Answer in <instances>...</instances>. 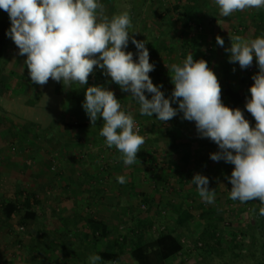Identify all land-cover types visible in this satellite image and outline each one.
<instances>
[{
    "label": "rangeland",
    "instance_id": "1",
    "mask_svg": "<svg viewBox=\"0 0 264 264\" xmlns=\"http://www.w3.org/2000/svg\"><path fill=\"white\" fill-rule=\"evenodd\" d=\"M140 1L101 0L108 17L129 13V31L136 40L146 42L149 62L155 65L149 76L155 85H163L165 98L174 89L171 66L182 63L190 53L194 60L206 54L220 85L221 76L226 82H239L237 89L245 97L242 111L254 127L256 121L245 104L254 83L251 77L259 71L255 57L251 66L241 69L238 62H229L226 49L231 47L230 37L239 35L250 41L264 34V7L254 30L250 8L224 17L214 0ZM169 13L171 23L165 28L163 18ZM7 18L10 22L8 13ZM217 36L223 38V46L216 43ZM127 49L137 51L131 36ZM18 53L11 40L0 84L4 110L0 111V201L32 194L38 201L34 207L37 221L30 232L16 230L3 264H88L91 254L102 258L98 264H137L129 252L118 260L102 255L108 239L112 242L129 235L153 240L168 231L181 236L185 247L166 264H264V216L253 209L257 200L241 204L229 198L232 185L227 177L234 165L210 159L219 148L199 136L195 122L182 119V113L165 123L156 120L155 114L140 115L131 94L122 92L110 78L101 86L114 92L121 110L133 115L135 131L144 138L136 161L125 165L116 148L107 147L100 136L103 121L97 130L64 128L73 121L71 92L79 83H70L66 96L58 100L46 91V84L31 81L24 65L26 55ZM34 97L44 116L39 110L34 112L37 122L43 118L38 130L29 126L31 118L25 107ZM13 111L24 119L10 116ZM191 149L205 160L193 156L184 161ZM197 173L209 178V188L215 191L212 204L203 201L190 182ZM118 176H124L126 183H118ZM181 209L192 216L184 225L177 224ZM89 218L111 226L114 233L107 239L96 234L92 240ZM214 233L221 236V244L213 239Z\"/></svg>",
    "mask_w": 264,
    "mask_h": 264
},
{
    "label": "clouds",
    "instance_id": "2",
    "mask_svg": "<svg viewBox=\"0 0 264 264\" xmlns=\"http://www.w3.org/2000/svg\"><path fill=\"white\" fill-rule=\"evenodd\" d=\"M220 15L227 17L234 11L264 7V0H214ZM0 9L8 13L9 37L25 56L24 65L31 81L44 85L51 78L63 85H88L94 66L116 83L122 92L139 105V114L167 122L182 113V119L195 122L201 138H208L219 148L210 159L234 165L229 198L241 204L259 200L260 215L264 216V34L252 40L241 36L230 37L231 47L226 49L229 62H238L241 69L252 65L255 57L258 73L251 79L250 98L245 109L256 124L240 108L225 106L221 99V85L214 71L204 59L194 60L190 53L180 64L171 66L174 89L169 98L149 76L155 65L149 62L145 41H138L129 29L131 17L127 11L104 15L101 0H0ZM131 43L134 53L126 51ZM216 43L224 45L222 37ZM235 71V69H233ZM151 94L149 99L145 93ZM82 108L94 125L103 121L100 136L107 147H115L125 165L137 159L144 138L135 131L131 113L121 110L113 91L103 86H88L84 92ZM177 104L174 108L172 105ZM117 182L126 183L124 176ZM200 198L212 204L215 191L209 188V178L195 174L190 181ZM101 257L91 254L88 264H98Z\"/></svg>",
    "mask_w": 264,
    "mask_h": 264
},
{
    "label": "trees",
    "instance_id": "3",
    "mask_svg": "<svg viewBox=\"0 0 264 264\" xmlns=\"http://www.w3.org/2000/svg\"><path fill=\"white\" fill-rule=\"evenodd\" d=\"M142 1V0H141ZM140 1V2H141ZM143 0L142 2H144ZM264 15L262 13L261 17ZM172 15L169 13V16L163 18L164 27H168L171 23ZM191 25V23H190ZM10 22L7 18V12L3 9H0V84L2 83L3 77L6 73L7 68V52L10 46L11 39L6 36V30L10 28ZM126 51H131L134 53V60L137 59L135 53L131 49H126ZM205 53V52H204ZM204 59L208 62L210 68V59L208 55L201 54L198 56V59ZM110 80V77H106L103 74V70L96 67V71L89 76L88 85L77 84L73 91L71 92L70 100V114L73 119L71 123H65L64 128L68 131H80L86 129L97 130L100 128L99 123L102 121L98 118L97 122L94 125H91L90 119L82 108V103L84 102V92L88 86H101ZM221 83V99L225 106H228L232 109L240 108L243 109V104L245 102V97L242 93L235 91L232 83L226 82L224 78H220ZM69 84H62L60 82L53 81L49 78V81L46 83V91L52 95V97L60 100L67 94ZM27 108V114L31 118L29 125L33 129H37L40 125V121L44 118L42 115V110L39 109V102L36 97L27 100L25 103ZM41 112L43 117L39 122H37L38 116L34 115V112ZM0 111H4L0 107ZM4 114H6L4 112ZM18 113L13 111L9 113L10 116L16 117L20 120L24 119L23 117L17 116ZM95 127V128H93ZM25 129V127L22 126ZM38 130V129H37ZM213 142V141H212ZM193 156L198 157V160L203 162L206 157H200L198 151L191 149L185 153L183 157L184 161H188ZM207 176V174L205 173ZM35 204H38L37 199L32 194L20 193V195L14 196L11 199H2L0 201V213L5 216L7 222L15 221L13 228H23L30 232L33 228V225L37 221V214L34 211ZM261 207V202L257 200V207L253 209L259 213ZM258 214H256L257 216ZM258 218V217H257ZM192 219V216L188 210L181 209L178 214L177 224L184 225ZM259 221H262L258 218ZM89 226L93 229L92 240H95L96 234H98L102 239L109 238L114 233V228L101 222L96 221V219H88ZM260 223V222H259ZM118 231V229H115ZM218 233H214L213 239L221 244V236L218 237ZM129 235H125L122 238L116 237L109 242H107L106 249L104 252L105 257L111 260H118L120 255L125 252H129L137 264H166L170 259L177 257L184 250V243L181 236L176 235L173 231L160 232L158 237L153 240H148L143 238V236H137L135 239L131 238ZM111 242V243H110ZM215 245H218L215 243Z\"/></svg>",
    "mask_w": 264,
    "mask_h": 264
},
{
    "label": "crops",
    "instance_id": "4",
    "mask_svg": "<svg viewBox=\"0 0 264 264\" xmlns=\"http://www.w3.org/2000/svg\"><path fill=\"white\" fill-rule=\"evenodd\" d=\"M261 8H250L251 13H249V16H250V19L253 20L252 28L254 30L260 24V20H261L260 14L262 13L260 10ZM235 82H237V85L233 83L232 85L235 91L239 92V90L237 89L239 82L236 79H235ZM0 223L4 224V226L1 224V228H0V264H3L2 262L5 260L4 258L5 256H7V253H8V251L5 249H10L12 247V242H13L12 240L14 239L13 236L17 234L15 232H17L16 230H18V228H13L15 221L7 222L5 220V216L2 215L1 213H0ZM20 229H23V228H19V230Z\"/></svg>",
    "mask_w": 264,
    "mask_h": 264
}]
</instances>
